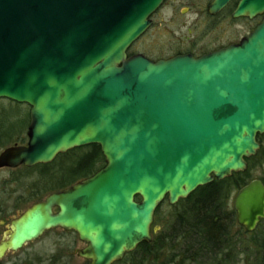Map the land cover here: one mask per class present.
Instances as JSON below:
<instances>
[{"label":"water","instance_id":"obj_1","mask_svg":"<svg viewBox=\"0 0 264 264\" xmlns=\"http://www.w3.org/2000/svg\"><path fill=\"white\" fill-rule=\"evenodd\" d=\"M163 1L0 0V99L30 107L27 145L5 148L0 168L91 144L105 160L11 220L0 257L62 228L86 244L78 257L110 264L151 241L165 198L174 205L246 170L264 133V19L240 44L201 57L128 55ZM230 1L212 0L207 11ZM263 10L264 0H240L232 16ZM232 206L253 232L264 219L262 180L241 187Z\"/></svg>","mask_w":264,"mask_h":264},{"label":"rangeland","instance_id":"obj_2","mask_svg":"<svg viewBox=\"0 0 264 264\" xmlns=\"http://www.w3.org/2000/svg\"><path fill=\"white\" fill-rule=\"evenodd\" d=\"M208 3L209 0H164L157 11L151 15L152 24L150 27L129 47L128 53H142L152 60L158 59L161 54L169 57L175 50L189 51L199 56L203 52L236 41L245 35L247 28L243 22L231 23L221 16L209 20L204 13ZM29 110L30 107L26 104H17L8 99H0V118L4 111L3 119L12 124L11 132L18 131L0 143V151L4 147L12 145L13 142L20 143L25 140ZM261 135L260 148L254 156L250 157L249 166L251 177L258 179L264 178V133ZM24 176L25 170L22 167L0 170V192H3L5 187L7 189L13 188V180L21 181L22 184L18 185L19 188L25 185L29 186L31 182H37L36 178H24ZM0 195L2 196V193ZM234 195L235 192L229 201L230 208H233ZM175 207V204L170 205L166 199L159 204L157 215L154 217V220H157L155 228H159L156 232H160L163 226L169 222L170 214ZM152 228L151 226V230ZM258 228L264 230V224ZM254 231L248 233L237 223L232 227L230 235L236 244L238 254L235 263L229 262L227 264H255L258 254L254 239L264 236V233ZM66 236L56 230L49 232L41 240L28 246L37 249L42 264H88L86 260L71 252L72 247L66 248L67 242L70 240L74 241V249L83 248L85 243L79 241L75 233H69ZM151 236L156 237L155 233L152 232ZM170 255V250H163L158 253L156 262H166Z\"/></svg>","mask_w":264,"mask_h":264},{"label":"trees","instance_id":"obj_3","mask_svg":"<svg viewBox=\"0 0 264 264\" xmlns=\"http://www.w3.org/2000/svg\"><path fill=\"white\" fill-rule=\"evenodd\" d=\"M169 57L161 54L158 59ZM261 139L262 135H257V141L261 142ZM245 160L247 168L244 172L232 173L222 180L215 179L196 188L186 198L179 199L170 214L169 222L156 235L155 241L140 243L136 250L129 254L128 262L151 264L156 262L157 258L151 259L150 255L170 250L171 255L167 261L235 263L238 250L230 232L236 224V213L230 208L229 201L234 192L254 179L249 173L251 158ZM104 166L105 160L100 147L91 144L59 153L50 163L37 164L24 170L25 178H36L42 191L46 192L60 190L85 180ZM260 180L264 184V178ZM135 200H140L139 196H136ZM157 212L156 209L154 217ZM262 224L264 219L258 226ZM156 225L157 220H154L152 227L155 228ZM256 229L254 232L264 233V230ZM254 244L258 254L255 264H264V236L256 237Z\"/></svg>","mask_w":264,"mask_h":264},{"label":"flooded vegetation","instance_id":"obj_4","mask_svg":"<svg viewBox=\"0 0 264 264\" xmlns=\"http://www.w3.org/2000/svg\"><path fill=\"white\" fill-rule=\"evenodd\" d=\"M211 1L212 0H209L208 5L210 4ZM239 1L240 0H231L216 15H211V14L208 13V11H207L208 5H207L206 8L204 9V13H205V16L207 18H209V20H212V19H215L216 17L221 16L226 21L231 22V23L243 22L245 27L247 28V32L245 33V35L241 36L236 41L227 43L225 45H219V46H217V47H215V48H213L211 50L203 52L199 56H196V55H194L193 53H191L189 51L188 52H181L179 50H175V52H174L175 54H173L171 57L176 56V55L191 54L193 57L197 58V57H201L202 55H205V54L220 50L222 48L228 47L230 45H238V44H240L244 40V38L248 37L255 30V28L262 22V20L264 19V10L254 14L253 16L244 15V16H241V17L234 18L232 16V14H233L234 10L236 9ZM127 54H128V50H127ZM134 54H137V53H134ZM128 55H132V54H128ZM171 57H169V58H171ZM165 59H168V58H165ZM157 60H160V59H157ZM11 102L12 103H16V102H13V101H11ZM17 104H21V103H17ZM3 113H4V111H3ZM3 113H2V117L0 118V143L3 142L5 139H8L9 137H11L12 134L18 132V131L11 132L12 124L10 122H6L3 119ZM28 125H29V122H28ZM28 125H27V129H28ZM256 140H257V137H256ZM27 141H28V137H27V130H26L25 140L24 141H21L20 143L13 142L12 145H8V146L4 147L0 151V153L5 148L10 147V146H26L27 145ZM35 166L36 165H34L32 167H25V166L21 165L19 167H22L23 169L24 168L31 169V168H33ZM19 167H16V168H19ZM16 168L3 167V168H0V170H3V169L12 170V169H16ZM24 178H25V176H24ZM13 183H14L13 188L7 189L5 187L3 192H0V194L2 193V196L0 195V242L8 237V233L10 232L9 226H10L11 220L16 218L28 206H30V205H32V204H34L36 202L44 201L45 198L48 195H50V194H52L54 192H59V191L65 190L68 187H70V186H68V187L60 189V190H53V191L43 192L40 182H31V184H29V186H26V185L24 187L21 186L22 188L18 187V185L22 184L21 181L13 180ZM77 183H75V184H77ZM25 205H27V206H25ZM23 206H25V207L23 209H21ZM56 211H57V209H53V212H56ZM153 229L151 230V232L153 234L155 233V235H158L159 232H154ZM56 230H59L60 232H62L63 236H66L69 233H73V234L75 233L74 231L64 230L62 228L48 229L42 235H40L38 238H36L35 240L30 241V242L22 245L18 249H16V250H6L2 254V256L0 257V264H42L41 258L38 257L37 249L34 248V247H31V246H28V245L33 244L35 241L41 240L49 232H53V231H56ZM153 240L155 241V237L151 236V241L150 242H152ZM150 242H148V243H150ZM73 244H74V241L70 240L69 242H67L66 248L70 249L72 247V251L71 252L73 254H75L76 250H78V249H74V247H73L74 245ZM85 246H86V244H85ZM136 248L134 250L128 252V253H125L120 260L113 261L110 264H136L135 262H128L129 254L131 252L135 251ZM80 249H82V248H80ZM32 255H34V256H32ZM157 256H158V254H153V255H150V258L151 259L157 258ZM84 260H86L87 263L90 264V260H88V259H84ZM151 264H212V263H194V262H190V263L189 262H183L182 263V262L166 261V262H153Z\"/></svg>","mask_w":264,"mask_h":264}]
</instances>
